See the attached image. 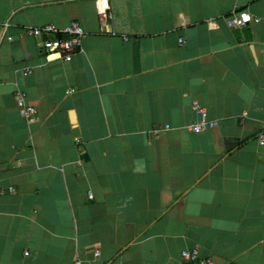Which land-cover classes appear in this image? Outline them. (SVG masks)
<instances>
[{"label":"crops","instance_id":"0c3cea01","mask_svg":"<svg viewBox=\"0 0 264 264\" xmlns=\"http://www.w3.org/2000/svg\"><path fill=\"white\" fill-rule=\"evenodd\" d=\"M95 2L0 0V264H264V0ZM72 21L69 62L22 32Z\"/></svg>","mask_w":264,"mask_h":264},{"label":"built area","instance_id":"2783aa9c","mask_svg":"<svg viewBox=\"0 0 264 264\" xmlns=\"http://www.w3.org/2000/svg\"><path fill=\"white\" fill-rule=\"evenodd\" d=\"M95 4L99 16L103 17L108 10L107 0H96ZM250 22H259V19H253L248 13L243 11L234 13L227 20V25L230 27L241 28ZM7 26L8 23L2 25V30ZM22 32L29 37L40 39L41 46L45 51L55 53L59 59L64 62H69L72 54L80 49L81 41L85 35L82 27L76 21H72L68 27L62 31H58L54 25L50 24L43 27H25L22 29ZM59 32L63 33V35ZM8 40H10V38H8ZM179 42H181V40H179ZM16 106L21 111L26 121L33 122L36 120V109L25 102L24 93H16ZM191 109L198 115L199 120L196 123L188 125L187 129L190 132L198 134L217 125L216 122L208 119L206 109L196 101L192 103ZM167 129H169L168 125L155 127L150 132V135L157 137L160 132ZM255 140L258 145H264V129L255 135ZM88 198L92 199V195L89 194ZM24 255H28V253L26 252ZM93 255L95 257L99 256V251H94ZM180 259L188 264H214L210 258L200 257L198 250L195 248L181 251ZM74 264H81V262L76 260Z\"/></svg>","mask_w":264,"mask_h":264}]
</instances>
